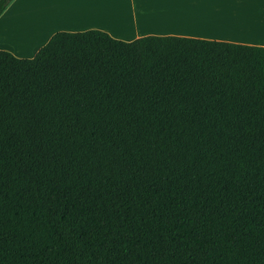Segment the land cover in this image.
<instances>
[{
    "label": "trees",
    "instance_id": "1",
    "mask_svg": "<svg viewBox=\"0 0 264 264\" xmlns=\"http://www.w3.org/2000/svg\"><path fill=\"white\" fill-rule=\"evenodd\" d=\"M0 264H264V48L0 51Z\"/></svg>",
    "mask_w": 264,
    "mask_h": 264
},
{
    "label": "crops",
    "instance_id": "2",
    "mask_svg": "<svg viewBox=\"0 0 264 264\" xmlns=\"http://www.w3.org/2000/svg\"><path fill=\"white\" fill-rule=\"evenodd\" d=\"M262 5L264 0H88L56 4L13 0L0 16V51L31 59L55 33L88 30L102 31L124 42L145 36H175L264 48ZM26 28L34 31L21 42L8 36Z\"/></svg>",
    "mask_w": 264,
    "mask_h": 264
},
{
    "label": "snow or ice",
    "instance_id": "3",
    "mask_svg": "<svg viewBox=\"0 0 264 264\" xmlns=\"http://www.w3.org/2000/svg\"><path fill=\"white\" fill-rule=\"evenodd\" d=\"M37 2L56 4V3H66V2H88V0H37ZM92 2H107V0H92ZM154 2L170 3V2H173V0H154ZM230 2L232 3H255V2H258V0H230Z\"/></svg>",
    "mask_w": 264,
    "mask_h": 264
},
{
    "label": "bare ground",
    "instance_id": "4",
    "mask_svg": "<svg viewBox=\"0 0 264 264\" xmlns=\"http://www.w3.org/2000/svg\"><path fill=\"white\" fill-rule=\"evenodd\" d=\"M14 31H16V30H14ZM32 31H34V30H31V28H26V30L21 31L20 33L10 32L8 36H11L12 38L17 39L19 41V40H21V38L27 37V34L30 35L32 33ZM19 42H21V41H19Z\"/></svg>",
    "mask_w": 264,
    "mask_h": 264
},
{
    "label": "rangeland",
    "instance_id": "5",
    "mask_svg": "<svg viewBox=\"0 0 264 264\" xmlns=\"http://www.w3.org/2000/svg\"><path fill=\"white\" fill-rule=\"evenodd\" d=\"M3 33V32H2Z\"/></svg>",
    "mask_w": 264,
    "mask_h": 264
}]
</instances>
